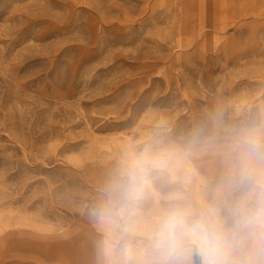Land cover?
I'll return each instance as SVG.
<instances>
[{"label":"rangeland","instance_id":"374dc122","mask_svg":"<svg viewBox=\"0 0 264 264\" xmlns=\"http://www.w3.org/2000/svg\"><path fill=\"white\" fill-rule=\"evenodd\" d=\"M199 132L196 184L264 126V0H0V264H99L129 145Z\"/></svg>","mask_w":264,"mask_h":264},{"label":"clouds","instance_id":"9594fccd","mask_svg":"<svg viewBox=\"0 0 264 264\" xmlns=\"http://www.w3.org/2000/svg\"><path fill=\"white\" fill-rule=\"evenodd\" d=\"M159 131L126 147L91 215L99 264H264V126L233 129L224 174L196 184L199 132L183 144Z\"/></svg>","mask_w":264,"mask_h":264}]
</instances>
